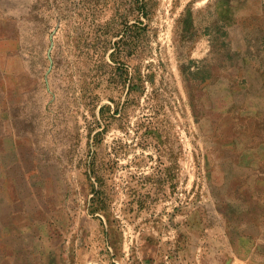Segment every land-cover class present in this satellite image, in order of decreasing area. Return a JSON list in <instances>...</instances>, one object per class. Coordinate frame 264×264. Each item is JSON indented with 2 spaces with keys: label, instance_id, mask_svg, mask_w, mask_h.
Here are the masks:
<instances>
[{
  "label": "rangeland",
  "instance_id": "obj_1",
  "mask_svg": "<svg viewBox=\"0 0 264 264\" xmlns=\"http://www.w3.org/2000/svg\"><path fill=\"white\" fill-rule=\"evenodd\" d=\"M14 248L264 264V0H0V264Z\"/></svg>",
  "mask_w": 264,
  "mask_h": 264
},
{
  "label": "crops",
  "instance_id": "obj_2",
  "mask_svg": "<svg viewBox=\"0 0 264 264\" xmlns=\"http://www.w3.org/2000/svg\"><path fill=\"white\" fill-rule=\"evenodd\" d=\"M7 243L8 244L10 243L12 245L13 242L10 239H8ZM66 248H67V246H66ZM61 250L62 249H59V251L57 253H55V254H49V253L45 254L42 264H68L66 262V258H64L65 257L64 256V252L61 251ZM17 253H18V249L14 248V250H12V252H10V253L6 252V254L4 256L6 258H10L11 262H12V258H14L13 259V264H27V263H22V260L19 259L20 257H18ZM41 254H40V256L42 258ZM65 254H67V253H65Z\"/></svg>",
  "mask_w": 264,
  "mask_h": 264
}]
</instances>
